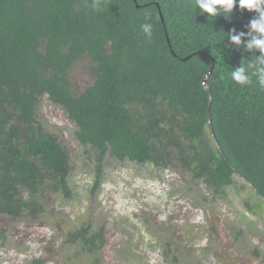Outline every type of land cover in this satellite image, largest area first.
<instances>
[{
	"label": "trees",
	"instance_id": "obj_1",
	"mask_svg": "<svg viewBox=\"0 0 264 264\" xmlns=\"http://www.w3.org/2000/svg\"><path fill=\"white\" fill-rule=\"evenodd\" d=\"M93 3L0 0V218L34 213L45 192L70 198L68 153L38 120L42 98L96 152L97 184L108 154L176 164L217 198L236 177L264 204V90L255 80L243 87L231 80L253 54L224 47L225 33L246 31L255 13L234 8L228 19L209 20L193 0H101L99 10ZM143 23L153 25L151 38ZM79 62L91 77L83 90L71 79ZM249 203V212L260 209ZM68 236L66 245L78 244L98 264L100 233L81 227Z\"/></svg>",
	"mask_w": 264,
	"mask_h": 264
},
{
	"label": "rangeland",
	"instance_id": "obj_2",
	"mask_svg": "<svg viewBox=\"0 0 264 264\" xmlns=\"http://www.w3.org/2000/svg\"><path fill=\"white\" fill-rule=\"evenodd\" d=\"M71 79L83 90L91 83L89 64H75ZM37 117L68 153L70 198L45 192L34 213L26 210L15 220L1 217L0 264H92L78 244H65L69 233L88 223L91 231L104 227L107 235L94 256L98 264H167L163 252L170 260L176 255L175 264H264V204L239 178L234 177L225 198H217L176 164L170 169L178 179L162 187L154 179L161 167L106 154L97 184L96 152L77 142L76 126L62 109L42 99ZM141 185L147 189L139 195L145 203L132 213L128 198ZM245 202L260 209L249 212Z\"/></svg>",
	"mask_w": 264,
	"mask_h": 264
},
{
	"label": "clouds",
	"instance_id": "obj_3",
	"mask_svg": "<svg viewBox=\"0 0 264 264\" xmlns=\"http://www.w3.org/2000/svg\"><path fill=\"white\" fill-rule=\"evenodd\" d=\"M193 3L194 8H198L201 14L206 13L209 20H214L218 16H223L225 19H228L234 8L255 13L246 25V31L231 29L225 33L228 43L225 44L224 47L228 49L235 48L237 50L243 47L246 52L253 54L251 55V57H253L252 59L248 60L246 63L240 62L239 66L230 71L231 80L242 87L251 85L253 80H255L258 87L264 90V0H193ZM100 6L101 0H94L93 9L99 10ZM160 18L162 19V16H160ZM140 30L146 38H151L153 34V25L151 23H143L140 25ZM256 52H258L259 55H256ZM125 160L128 159L118 161ZM160 172L159 178L155 177L154 179H156V182L162 185V187L178 179L176 171H172L170 167H161ZM146 185L148 186V183ZM141 186L143 187L140 191H134L132 197L128 198L132 213H136V206H141L145 203V200L139 195L142 193L145 194L147 189L144 185ZM134 187L136 189V183ZM161 260L162 262L164 261L163 257H161Z\"/></svg>",
	"mask_w": 264,
	"mask_h": 264
},
{
	"label": "flooded vegetation",
	"instance_id": "obj_4",
	"mask_svg": "<svg viewBox=\"0 0 264 264\" xmlns=\"http://www.w3.org/2000/svg\"><path fill=\"white\" fill-rule=\"evenodd\" d=\"M88 226H86L85 228L88 230V232H89V234H90V236H93V237H95L96 235H98L99 233L101 234V237L104 239V240H106V232H105V229H104V227L103 228H99V229H97V230H94V231H91V224L90 223H88L87 224Z\"/></svg>",
	"mask_w": 264,
	"mask_h": 264
},
{
	"label": "water",
	"instance_id": "obj_5",
	"mask_svg": "<svg viewBox=\"0 0 264 264\" xmlns=\"http://www.w3.org/2000/svg\"><path fill=\"white\" fill-rule=\"evenodd\" d=\"M207 91H208V93H209V95H210V91L207 89Z\"/></svg>",
	"mask_w": 264,
	"mask_h": 264
}]
</instances>
